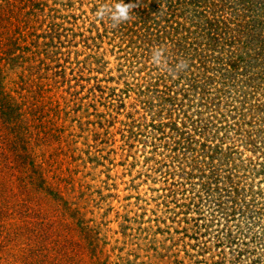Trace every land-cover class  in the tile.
I'll return each instance as SVG.
<instances>
[{
  "label": "rangeland",
  "instance_id": "rangeland-1",
  "mask_svg": "<svg viewBox=\"0 0 264 264\" xmlns=\"http://www.w3.org/2000/svg\"><path fill=\"white\" fill-rule=\"evenodd\" d=\"M142 3L0 0V264H264V204L230 207L264 191V112L239 128L243 100L164 62Z\"/></svg>",
  "mask_w": 264,
  "mask_h": 264
},
{
  "label": "trees",
  "instance_id": "trees-1",
  "mask_svg": "<svg viewBox=\"0 0 264 264\" xmlns=\"http://www.w3.org/2000/svg\"><path fill=\"white\" fill-rule=\"evenodd\" d=\"M141 1L144 3L139 13L140 25L147 28L144 36H149L147 41L154 37L165 55L164 62L167 61L169 66L172 62L175 66L182 63V71L196 67L201 74L194 77L196 79L193 82L197 84H193L195 87L202 80L204 89L208 83L215 82L220 90L225 93L226 90L229 91L228 97L243 100L240 107L245 112L238 113L239 128L246 124V106L250 111L264 112V103L261 104L258 100L255 104H246L249 95L264 90V0H154L151 8L145 5L147 0ZM168 100L172 101V98ZM171 104H175V101ZM6 115V119L9 118V114ZM263 121L264 118H260L259 122L252 124L255 131L248 134V137L254 148L259 146L264 153V129H261ZM247 124L250 125V121ZM175 126L174 124V129H180ZM254 135L260 137V145L253 140ZM199 147H202L200 156L214 159V155H210L204 148V143ZM207 147L210 149L209 145ZM192 150L198 153L196 148ZM225 150L219 145L213 148L221 156L225 155ZM233 175L235 173L230 172L219 175L223 183L222 191L229 193ZM213 179L216 182L215 177ZM205 185L210 189L208 183ZM249 195L252 196L251 199H245L237 205L234 203L230 207L239 206L247 222L256 220L257 223L256 218L259 220L263 214L257 205L264 204V191L250 189ZM227 202L220 200L219 204L225 205ZM223 212H227L226 208ZM232 214L224 215L229 217ZM255 214L261 216L255 217ZM259 247L262 255L264 239L256 244L255 250L258 251ZM249 252L254 253L253 249Z\"/></svg>",
  "mask_w": 264,
  "mask_h": 264
},
{
  "label": "clouds",
  "instance_id": "clouds-1",
  "mask_svg": "<svg viewBox=\"0 0 264 264\" xmlns=\"http://www.w3.org/2000/svg\"><path fill=\"white\" fill-rule=\"evenodd\" d=\"M106 9L101 8L98 11V16L103 17L106 13ZM130 8L127 4L124 3H118L115 5V7L109 12V19L111 20L113 26L118 25L119 23L125 21L129 17ZM153 58L159 62L161 58V52L159 50H156L153 54ZM183 64L177 65V70L182 69Z\"/></svg>",
  "mask_w": 264,
  "mask_h": 264
}]
</instances>
